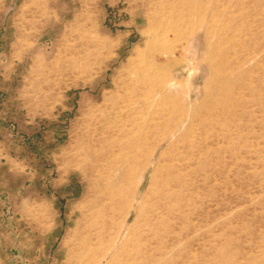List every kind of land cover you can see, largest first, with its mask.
<instances>
[{"label":"rangeland","instance_id":"374dc122","mask_svg":"<svg viewBox=\"0 0 264 264\" xmlns=\"http://www.w3.org/2000/svg\"><path fill=\"white\" fill-rule=\"evenodd\" d=\"M208 29L239 64L168 200L186 123L129 167L166 92L203 103ZM171 50L179 77L134 96ZM119 263L264 264V0H0V264Z\"/></svg>","mask_w":264,"mask_h":264},{"label":"bare ground","instance_id":"6f19581e","mask_svg":"<svg viewBox=\"0 0 264 264\" xmlns=\"http://www.w3.org/2000/svg\"><path fill=\"white\" fill-rule=\"evenodd\" d=\"M183 17L184 15L181 14V16H179V20H183ZM178 28L174 25L170 30H168L169 32L179 34L180 32H178ZM216 31H214V33H216L217 41L213 44L210 42V40H207L209 29L207 32H205V38L207 40L205 60H207L209 64L210 76L208 78L207 88L204 93L203 103L200 104L197 109L193 107L191 110H189V107H187V105L190 101V97L185 98L181 89L174 92H166L164 95L165 97H167V100H164L162 103L155 107H151L148 111L151 117V126L148 127V135L144 136L143 140L145 144L151 147V149H149L150 152L148 151L147 156L142 159V163L140 162L141 157L138 156L137 153L131 159L132 164L129 167L130 172L137 169H145L150 163L151 157L153 155V149L160 145L161 142L169 139L172 135L178 132L180 130V127L184 123H186L183 130L179 133L174 141V143L177 144L174 149L178 151L177 157L173 159V161H175V164H170V161L165 166L164 177L162 178V181L168 188H165L162 192L158 193L168 200L176 196V193H174L171 189L181 184L180 176H174L172 174V171L176 167L180 168L185 164H189L191 161V158L189 157H192L191 154L197 149L199 150L201 143L205 142L208 136H210V129L212 125L210 118L214 114L213 111H215V106L216 108L220 106L219 102L223 101L224 95L226 96V91H230L233 79L235 78L234 70H236L239 64L236 50L237 46L234 40L235 34L229 37L225 34L224 31ZM181 33L185 34L188 33V31H183ZM213 36H215V34ZM174 51L171 50L169 52L171 57L169 56L170 58L168 57V59H166L163 63H157L156 56L153 55V57L151 58L152 63L150 62V65H148L150 70L152 69V73L143 70L142 67L135 72V85L132 89V94L134 96L139 99L145 98L151 93V85L157 83L155 81L162 79L163 77L168 79L179 77V75L175 71V66L179 64V61H177V59L175 58ZM166 68L169 71H167ZM219 98L222 100L217 102ZM143 103V100H139L137 103L139 104V106H137V108H139L140 110L143 109ZM123 112L125 111L123 110ZM155 120L156 122H154ZM186 158L187 161H185ZM183 161L185 162L183 163ZM134 255L137 256V251L133 253V256Z\"/></svg>","mask_w":264,"mask_h":264}]
</instances>
